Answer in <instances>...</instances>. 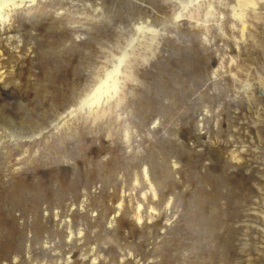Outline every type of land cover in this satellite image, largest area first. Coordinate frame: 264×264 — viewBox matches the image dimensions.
<instances>
[{"label": "rangeland", "instance_id": "obj_1", "mask_svg": "<svg viewBox=\"0 0 264 264\" xmlns=\"http://www.w3.org/2000/svg\"><path fill=\"white\" fill-rule=\"evenodd\" d=\"M230 1L4 8L0 114L19 142L0 135V264H264V62L249 65L252 90L229 97L242 96V119L237 107L219 114L217 81L231 88L244 62ZM120 61L133 74L126 106L114 99L63 125L61 105ZM63 67L68 95L52 89ZM51 95L58 109L32 115ZM27 112L35 123L22 132Z\"/></svg>", "mask_w": 264, "mask_h": 264}, {"label": "bare ground", "instance_id": "obj_2", "mask_svg": "<svg viewBox=\"0 0 264 264\" xmlns=\"http://www.w3.org/2000/svg\"><path fill=\"white\" fill-rule=\"evenodd\" d=\"M189 1L191 3H199L200 0H189ZM230 2L235 3L234 6H231L230 7L231 8L230 10L232 12V16H233V18H235L236 20H238L241 23V26H242L241 27V30H239V33H240L239 35L241 36L240 41L242 42L241 43L242 44L241 45L242 48L239 49V55L241 57H244V59H243L244 62H240L239 61V64L242 65V67H239V71H237V74H234L232 76V79H231V82L232 83H229L227 81L228 84H231L232 85L231 88L228 87L229 85H227L226 78L225 77H224L225 79H221V80H218L217 81V91L219 92L217 94L218 95L217 98H218V102H220V104H221V106L219 107V114H222V115H226L227 116V115L230 114V111H233L232 108L237 107V109H238L239 112H238V114H236L235 117H233L234 118L233 123H236L239 118L242 119L241 116L244 114V111L246 110L247 107L245 108V104L243 102V98H241L242 96L239 97V99H237L238 101L237 100L230 99L229 97H231V95H233L235 89L238 88L239 85H243V86H240V88H242L243 91H244V93L247 95V93L252 90V85L250 83H251V80H252V77H253V75L250 74V67H249V65L252 62L253 63H257L259 65H261L262 62H264V37H263V34H264V0H231ZM9 5H12L13 7H17L18 6L17 0H0V17L2 18V21L4 20L3 21L4 23L7 22L8 17H9L8 16L9 14L6 15L5 12L3 14L2 11H4V8L5 7H9ZM249 15H251L252 18H253V20L256 22V25L253 28H250L251 29L250 31H252V33H250V34L248 33V31H249V27H248L249 24H247V18L249 17ZM180 17H182L181 14L177 15L176 16V20L179 19ZM222 26L225 28L224 24ZM220 27H221V25H220ZM232 29L234 30L235 27L232 26ZM223 39L225 41H227V43L230 42V40L227 39L226 37H224ZM126 57H127V55L124 56V58H126ZM125 63H126L125 61L124 62H122V61L118 62V65H116L114 67V69L111 70V71H108L106 69H102V70H104L103 73H102V76L101 77H97L98 76L97 75L96 77H94L95 79L93 80V85H87L86 87H84L82 89V91L80 90V93L79 94L77 93V97L74 96L71 99V102L73 103V105H68L71 102L68 103V104L66 103V105L62 104L63 106L61 105V107H63L64 110H66V109L67 110L65 111V114L61 115L60 118H59L60 121H61V123L64 122L63 125H65V124L68 123L67 121H69L70 119L73 120V118L76 119V117L79 116V114H81L86 109L88 110V114L89 113L91 114V112L93 111L94 108H96L95 110L98 111V109L100 107H103L104 104H106V106H107V104L111 103L114 99H119L118 96H119V94L123 90V82L125 83V80L126 81H130L131 80V76L133 75L132 74L130 76L128 74L130 71L128 70V67L126 66ZM235 66L238 67V65H235ZM255 66H256V64H255ZM123 69H124V71L126 73H123L122 72ZM66 70H67V67H63V69L59 72V76L62 78V81L60 82V84L58 86L55 87V89H54V87L52 88L53 90H56L57 89L56 90L57 93H60V94L61 93H66V94L68 93L67 92L68 87L66 86L65 79L63 78L64 72ZM256 71L258 72L257 73V76H258L259 83L263 87L264 86V65L258 66V68L256 69ZM238 76H240L241 78H243V82H240L238 80L239 79ZM223 81H225V84L222 83ZM57 83H59V82L57 81ZM54 86H55V84H54ZM177 87L180 88V85L177 86ZM49 88H51V87H49ZM194 89H196V88L194 87ZM48 90H50V89H48ZM240 91H241V89H240ZM241 94H243V93H241ZM24 96L25 97H28L29 95L28 96L24 95ZM36 96H38V95H36ZM56 96L55 97L52 96V95L51 96H47L44 100H42V103L41 104L37 103L38 105L34 107L33 114L32 115H35L37 112L41 111L42 108H45V107H46V110H50V111H53L54 109H58V108H56L58 106H55L56 102L58 101L57 100L58 98ZM122 99H119V102L118 103L121 104V107H124V106H126V104H124L122 102ZM47 102L50 103V107L44 105ZM20 111H21V109H20ZM14 112H15V115H21V114L24 115V112H16V111H14ZM60 113H61V111H60ZM18 117H20V119H22L21 116H18ZM24 117H23L22 120H24ZM95 117H96V115H95ZM11 118L12 117L9 115V112L8 111H5L4 113L0 114V130H1L0 135L3 136V137H8L10 140H15V141L19 142L18 140H16L15 132L12 129V124H11V120H10ZM20 119H18V120H20ZM54 119H56V117ZM144 119H145V122L148 123V121L151 120V117H145ZM32 120L33 119L31 118V115L27 112L26 113V118H25V120L23 122L24 123V126H21L22 132H25V131H27V129H30V126H34V124H32V122H33ZM44 122H46V121L44 120ZM23 123H22V125H23ZM33 123H35V122H33ZM43 125H44V123H43ZM39 128H41V127H39ZM36 131L38 133V129ZM29 132H31V131H29ZM41 133H42V131H41ZM116 133H117L116 131L115 132H112L111 133V137L113 138V136ZM31 134H32V132H31ZM125 135H126V139H127L129 137V132L126 131ZM18 137H19V135H18ZM34 143H36V142H34ZM7 144H9V143H6V146H7ZM22 144H23V142H22ZM73 144H74V142H73ZM74 148H75V146H74ZM21 149H23V148H21ZM177 248H178V246H176V249ZM171 249H173V248H171ZM262 254H263V252H262ZM185 258L187 259V258H190V257L189 256H185ZM260 261L261 262L262 261L264 262V254L261 256Z\"/></svg>", "mask_w": 264, "mask_h": 264}]
</instances>
